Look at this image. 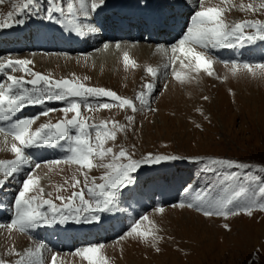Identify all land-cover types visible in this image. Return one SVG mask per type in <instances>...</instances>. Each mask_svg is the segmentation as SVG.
Segmentation results:
<instances>
[{
	"label": "rangeland",
	"instance_id": "374dc122",
	"mask_svg": "<svg viewBox=\"0 0 264 264\" xmlns=\"http://www.w3.org/2000/svg\"><path fill=\"white\" fill-rule=\"evenodd\" d=\"M176 1L179 4L173 1L171 10L178 17L180 15L182 27L176 26L174 23H167L173 25L175 32L179 30L178 33H183L187 24L190 23L192 13L198 10V0ZM106 2L107 0H105ZM22 3L23 0H2L0 2V22L6 21L13 24L12 27L0 28V30L5 29L6 31L2 37L7 35L3 39L6 43L0 42V58L4 60L27 58L32 61L29 67L36 72L49 75L54 79L75 78L87 86L110 89L118 95L128 98H134L146 81L153 80V77L146 72L148 66L158 69L157 92L151 102V107L158 111L151 112L145 109L132 113L130 110H121L115 106L110 109L94 108L89 111L82 105L80 119H87L89 123L97 125L102 121H118L120 125L126 126L123 131L116 130L115 141L108 140L103 145L105 148H113V152L118 153L123 148L133 153L135 159H140L148 153L176 155L181 159L155 165H143L134 174L135 184L126 189L121 196L118 210L102 213L100 222L88 224L89 228L96 227L95 232L97 231V233L92 232L94 231L92 229H83L84 234L78 233V239L73 238L72 242H66L64 239L62 246L58 248L47 243L48 237L44 234L51 236L54 233L52 232L54 225L60 224L59 222L39 226L42 229L43 227L47 229L40 235L34 232L29 235L19 231H8L9 236L12 235L14 240L18 234H22V240L17 246L7 241V244H2L0 259L12 264L17 259L12 254L13 246H15V251L23 252L25 249L34 248L38 242H44L49 251L44 252L43 264H50L54 254L56 255L55 264H88L82 257L74 254V250L87 244L102 243L104 247L101 249L100 255L106 258L107 264H248L249 260H252L253 264H264V212L256 211L252 218L241 215L225 221L219 217L206 218L187 207H171L185 198L186 194L183 190L188 184H192L199 190L209 182L214 184L219 182L218 178L211 173L201 171L202 164L192 162L186 159L187 157L227 158L253 166L264 165V75L253 76L242 67L236 75H233L230 71L231 65L226 67L222 63V61L231 60L248 61L253 64L264 61V46L260 48L262 41H256L248 46L237 45L232 54L228 55L225 52L217 58L214 53L216 49L196 47V51H201L214 61L212 76H208L204 71H192L189 60L183 56L178 58L173 56V59L163 56L162 60L160 59L161 62H164L163 67L162 64L157 63L160 60L153 61L151 55L147 56L149 61H144L145 57L138 46L127 48L126 52H118L115 56H106L105 60L104 58L97 59L92 63L89 57V62L78 63V57L89 53L80 47L72 48L67 38L60 39V42L58 32L62 36L73 37L76 32L69 29L78 25V20L85 16L84 12L96 16L99 13V8L95 11L96 13L91 12L87 9L86 4L85 11H81L79 0H65V13L58 14V19L62 21L58 24L42 19L43 9L47 5L45 0H40L39 14L35 11L27 14L21 13L20 18L24 19L25 23L17 25L13 23V20L8 19L7 14L9 12L15 14L14 6ZM68 3L74 5L71 14L67 12L66 5ZM262 3L264 0H204L203 6L226 9L224 19L229 23H235L243 20L264 21V8L260 7ZM241 4L245 6L244 10L240 8ZM249 4L253 5L256 11L247 10ZM132 7L141 13L143 11L142 0H133ZM168 7L170 8V6ZM106 9L107 7L104 10ZM173 14L169 17L173 18ZM115 15L123 17V15ZM104 18L105 26L107 28L109 26L108 29H103L105 33L107 32L104 36L110 40L108 42L111 44L128 47V44L145 43L152 48H157L171 46L179 40L177 36H163L159 30L153 32V39H145L149 29H156L153 24L145 25V27L136 25L134 30L130 28L125 30L118 27L116 17ZM137 21L140 22V19ZM49 28L54 31V34H50ZM98 30L102 31L100 28ZM134 31H139L136 36ZM24 32L30 34L28 36L30 40L25 38V42L16 38L20 44L12 43V36H19L20 33L23 35ZM46 34L55 36L51 45L47 43ZM109 34L110 37H108ZM35 44L37 45L34 46ZM4 46H6L5 49ZM245 46L248 47L246 51L241 49ZM125 53L129 55L131 61L138 63L137 69L131 66H129L130 69L125 67L123 60ZM51 56H59L60 60L56 63L45 60ZM254 70L257 73L260 71L259 69ZM174 73H180L184 82L178 81L173 76ZM11 74L17 77L24 75L22 71H15ZM2 78L6 79V74ZM25 78L31 79V76ZM165 85H167L166 88ZM205 96L208 97V101L203 99ZM100 100L111 103V98H100ZM87 102L89 101H85V103ZM90 102L93 105L98 103L95 99H90ZM38 106L29 105L25 107L28 110L22 111L21 114L24 117H31L43 111L44 107L58 110L49 113L48 116H40L41 118L32 125L33 129L40 124L55 123L65 118V113L59 111L65 106L63 102L50 101L46 102L45 106L37 108ZM197 108L202 110L203 115L196 111ZM72 115V113H68L67 117L71 118ZM130 115L135 117L132 123L126 120V117ZM204 116H207L208 119L205 120ZM196 124L201 127L197 128ZM108 128L109 131H113L111 125ZM92 139L95 146L94 133H92ZM11 143H13L12 138ZM0 148V160L14 159L13 153L7 152L9 147L0 146ZM1 152L5 154L2 155ZM54 154L55 152L45 158L43 155V158L40 156V159L34 158L35 162H41V167L35 169L33 175L39 178V186L44 190L42 198L52 199L56 204H60L56 197L59 195L67 198L73 191H79L84 187L85 175L89 186H91L93 177L96 178L97 184L102 182L100 177L104 175L105 168L97 166L89 170L80 168L73 163H65L61 159L66 155L65 150L59 147H57V154L53 158ZM54 159H61V163L58 165L43 163ZM110 161V155L103 161L99 158L94 159V163L97 165ZM27 171L28 169L25 167L23 172L0 187V223L4 225L9 223L13 215L10 202L17 193L20 179L27 174ZM76 180H79L80 183L74 188L72 185ZM57 189L60 190L57 191ZM49 193L51 195H48ZM31 194L41 195L38 191ZM160 206H163L164 209L162 213L156 211ZM144 215L149 219L140 221V230H158L157 234L163 237L156 245L161 249L159 253L155 252L150 243H145L141 239L127 236L122 240L118 239L134 221ZM111 217L116 219L113 220ZM108 218H110L109 223L106 221ZM224 223L230 224L231 232L224 230L222 227ZM62 224L67 227L60 236L65 237L68 233V239L75 233V228L71 231L72 227L87 226L72 220ZM100 225L106 232H102ZM257 249H259V253L253 257L252 253Z\"/></svg>",
	"mask_w": 264,
	"mask_h": 264
},
{
	"label": "snow or ice",
	"instance_id": "6c2138e0",
	"mask_svg": "<svg viewBox=\"0 0 264 264\" xmlns=\"http://www.w3.org/2000/svg\"><path fill=\"white\" fill-rule=\"evenodd\" d=\"M2 2V0H0ZM44 15L42 19L49 22L62 23L58 19V14L65 13V0H45ZM80 10L83 11L87 4L91 12L97 11L105 0H79ZM204 0H198V10H195L186 30L175 45L172 52L177 49L185 56L191 57L189 65L192 71H204L208 76H212L213 63L207 55L196 51V47L204 49L233 48L237 45H249L256 41H264V21L243 20L229 23L224 19L226 9L220 7H204ZM15 14L9 12L8 19L13 20L14 24L22 25L24 19L20 18L21 13L35 11L40 12V0H23L20 5H15ZM68 14L72 13L74 5H66ZM264 8V3L260 5ZM241 10L245 9L243 4ZM247 10L256 11L253 5H247ZM87 12L84 15L87 16ZM15 15V18H14ZM13 24L6 21L0 22V28L12 27ZM77 32L82 31L79 25L73 29ZM94 30V29H93ZM185 45H188L185 47ZM105 49L109 47L107 43L103 45ZM120 47L119 44L116 45ZM125 66H135V61H131L127 53L123 57ZM183 64V61L181 62ZM227 67L231 65L230 71L236 75L242 67L253 76L264 75V61L255 64L248 61H222ZM32 61L27 59L4 60L0 58V133L5 137L11 136L13 143L10 150L14 159L0 160V187L4 186L10 179L15 178L27 167V174L19 181V188L13 200L10 202L13 215L7 225L0 223V228L7 227L9 232L19 231L31 235L33 230L41 225H51L54 223H66L69 220L75 223L90 224L100 222L102 213L118 210L121 196L126 189H129L136 182L135 173L143 165H155L165 161H175L181 159L176 155H154L148 153L140 159H135L134 154L121 148L118 153L113 152L111 147H103L108 141H115L116 130L123 131L126 126L120 125L118 121H102L99 125L89 123L87 119H80L82 105L89 111L95 109H110L115 106L121 110H130L132 113L147 109L156 112L158 109L151 107V102L157 92L156 80L158 79V69L148 66L146 72L153 77L152 81H146L141 90L134 98L122 97L115 91L104 88L90 87L73 79H54L49 75L34 71L29 65ZM254 69H259L257 73ZM22 71L23 76L17 77L12 72ZM6 74V79L2 78ZM31 79H26V76ZM74 76V74H73ZM175 78L181 83L184 80L180 73H174ZM165 88L167 85L164 86ZM163 94L162 92L160 93ZM100 98H111V103L101 101ZM90 99L98 101L96 105ZM208 100V97H203ZM60 101L64 107L59 109L65 113V118L55 123H43L33 129L32 125L40 116H48L49 113L58 109L44 107L43 111L31 117L18 115L29 105L45 106L46 102ZM85 101H89L85 103ZM197 112L203 115L201 109ZM72 113L68 118L67 114ZM134 116H127L129 123L134 121ZM207 120L208 117L204 116ZM111 125L113 131H109ZM197 128L201 125L196 124ZM92 133L95 134V146L93 145ZM63 142V143H61ZM49 146L59 147L65 150L66 155L61 158L65 163H73L80 168L92 169L93 167H103L106 169L100 177L101 183H96V178H92L91 186L85 175L84 187L79 191H73L70 197L57 196L56 204L52 199L42 198L43 188L39 186V178L34 176L35 169L41 167V162H33L28 149ZM111 156V161L94 163L95 158L101 161L105 157ZM61 159L45 161L46 164L58 165ZM192 162L202 164V172L211 173L218 178V183L209 182L199 190L192 184L184 188L185 198L178 201L171 207L193 209L206 218L219 217L225 221L231 217L241 215L249 218L253 217L254 212H264V165H251L227 158L213 157H187ZM255 173V174H254ZM80 183L76 180L72 185L74 188ZM218 189V191H217ZM60 189H57L59 191ZM41 195H32L33 192ZM48 195H51L50 193ZM79 201V203H76ZM163 206L156 211L162 213ZM148 216L139 217L129 226V229L118 239L122 240L125 236L141 239L145 243H150L156 253L161 249L156 246L162 236L153 230H140V221H148ZM151 223V221H149ZM225 231L231 232L229 223L222 225ZM102 243L87 244L74 250V254L79 255L88 264H107L105 257L100 255ZM49 251L44 242L36 243L34 248L25 249L23 252L15 251L13 246L12 254L17 259L12 264H43L44 252ZM259 249L252 253L257 256ZM56 255L52 256L50 264H55ZM0 264H10V262L0 259ZM248 264H253L249 260Z\"/></svg>",
	"mask_w": 264,
	"mask_h": 264
},
{
	"label": "bare ground",
	"instance_id": "6f19581e",
	"mask_svg": "<svg viewBox=\"0 0 264 264\" xmlns=\"http://www.w3.org/2000/svg\"><path fill=\"white\" fill-rule=\"evenodd\" d=\"M176 3H178L177 1H175ZM179 4V3H178ZM86 6V5H85ZM105 7L106 6H102V7H100V10H104L105 9ZM75 9H77V7L75 6ZM88 9V8H87ZM85 11V10H84ZM177 12H178V6H177ZM77 13H79V11H78V9H77ZM88 13V12H87ZM96 13V12H95ZM98 16V15H97ZM91 16V14L89 15V13H88V15L87 16H82V18L80 19V20H78V22H77V24L81 27V29H82V31H80V32H77V31H75L76 33H77V37L78 38H75V40L77 41V42H72V43H70L71 44V47L72 48H77V47H80L81 49H83L84 51H87L89 54L88 55H82V56H80V57H78V63H80V62H82V61H88L89 62V57L91 58V62L93 63V62H95L97 59H99V60H101V59H103L104 58V60L106 59L105 57L106 56H115L118 52H120V53H123V52H126V49L127 48H131V47H133V46H138V48H139V50L141 51V52H143V57H145V59H144V61H149L148 60V58H147V56L148 55H151L152 56V60L153 61H155V60H160L163 56H168V57H172V59H173V56L174 57H179V56H183V57H185L180 51H179V49H177V51L175 52V53H173L172 52V46L173 45H175V44H173V45H171V46H168V47H166V46H164V47H157V48H152L151 46H149V45H146L145 43H139V44H137V45H130V44H128V47H126L125 45H120V47L119 48H117L116 47V45L117 44H111V43H109L108 41H110V40H108L107 38H106V36H104V35H106V33H105V31H99L98 29L100 28L99 26H97L96 24V21L97 20H100L101 22H102V24H103V29H108L109 28V26H108V28L105 26V21L106 20H104L105 18H104V16H103V14H101V16ZM124 17V16H123ZM166 19H167V17H166ZM53 23V22H52ZM113 23V22H112ZM172 24V23H171ZM171 24H168L167 23V21H165V28L163 29V33H164V35L163 36H177L179 39L181 38V36L183 35V33L182 32H180V33H178L179 32V30H178V32H175L174 30H175V28H173V25H171ZM154 26H156V24L154 25ZM110 27L111 28H113V26L112 25H110ZM129 27H130V25H129ZM94 29V30H93ZM59 31V30H58ZM157 32L158 30L157 29H154V30H152V29H149V33H147V35L148 36H151L152 38H153V32ZM160 31V30H159ZM26 32V31H25ZM23 33V35L20 33L19 34V36H12L13 37V40H11L12 41V43H18V44H20V42L18 41V40H16V38H19V39H21V40H23V41H25L26 39L27 40H30L29 39V37L28 36H30V34L29 33ZM51 32V31H50ZM161 32V35H162V31H160ZM0 33H1V35H0V42L1 43H3L4 44V42H5V40H3L4 39V37H6V36H4V37H2V35H3V33L4 34H6V31H5V29H1L0 30ZM48 33V32H47ZM105 33V34H104ZM52 34H54V31H52ZM177 34V35H176ZM58 35H59V32H58ZM46 37H48V41H47V43L48 44H50L51 45V43H52V40L53 39H55V36L54 35H47L46 34ZM108 37H110V34H109V36ZM26 38V39H25ZM32 39V38H31ZM60 39H62V38H58V40L60 41ZM63 39H65V38H63ZM162 39H164V38H162ZM10 42V41H9ZM26 42V41H25ZM61 42V41H60ZM6 43V42H5ZM105 43H107L108 45H109V47L107 48V49H105L104 47H103V45ZM31 44H34V43H31ZM37 44H35L34 46H36ZM188 45H185V47H187ZM5 47L6 46H4V49H5ZM97 47H99L98 49H96L95 50V48H97ZM71 48V49H72ZM197 50V49H196ZM12 51H14V50H12ZM15 51H16V49H15ZM86 52V53H87ZM201 52V51H200ZM35 54V53H34ZM39 54V53H38ZM25 55H28V54H25ZM24 55V56H25ZM80 55V54H79ZM153 55H154V58H153ZM35 56V55H34ZM36 57V56H35ZM39 57V56H38ZM49 57V56H48ZM21 58V57H20ZM182 58V57H181ZM187 60H191V57H185ZM24 59H27V58H24ZM143 59V58H142ZM45 60H49V61H52L53 63H56L57 61H59L60 59H59V56H51L50 58H47V59H45ZM63 60V59H62ZM61 60V61H62ZM162 60V59H161ZM161 60L160 61H158L157 63H159V64H162L161 66L163 67V65H164V62H161ZM97 63V62H96ZM158 64V65H159ZM87 66H89V64H87ZM129 66H131V67H133V68H135V69H137V66H139L138 65V63H135V66H132V65H129ZM129 66H125L126 68H128V69H130V67ZM91 67V66H90ZM121 70H122V68H121ZM193 73V72H192ZM195 77H197V75H195V74H193ZM174 76V75H173ZM204 76H205V74H204ZM200 77V76H199ZM202 78V77H201ZM204 78V77H203ZM205 78H206V76H205ZM198 79V78H197ZM197 82H198V80H197ZM204 82V81H203ZM215 82V81H214ZM199 83V82H198ZM185 84V83H184ZM193 84V83H192ZM197 85V84H196ZM200 85V84H199ZM185 86H186V84H185ZM192 86V85H191ZM187 87H188V85H187ZM211 99V98H210ZM208 101V100H207ZM60 106V105H59ZM37 108H39V106L37 107ZM51 108V107H50ZM41 118V117H40ZM39 118V119H40ZM0 123H3V122H0ZM52 123V122H51ZM10 141H11V136H8V137H5V135H4V133H0V146H3V147H5V148H8L9 147V149H7V152H11V150H10V146L9 145H11L10 144ZM1 149V148H0ZM3 150V149H2ZM32 150H33V152H34V156H36V157H38V156H42V155H45L49 150H50V148L49 147H45V146H42V147H36V148H32ZM5 152V151H4ZM4 152H1V154L3 155V154H5ZM12 153V152H11ZM1 155V156H2ZM32 157V161L33 162H35L34 161V158L35 157H33V156H31ZM110 213V212H109ZM112 214V213H111ZM115 216V215H114ZM110 218H108L106 221L109 223V220ZM111 219H113V220H115L116 218L115 217H111ZM71 222V221H70ZM107 222H105V223H107ZM110 223H112V222H110ZM72 224V223H71ZM114 224V223H113ZM5 225H7V224H5ZM84 225H87V226H85V227H80V228H77V227H74L75 228V233L68 239V233H67V236H65L64 237V239H66V242H72V240L71 239H73V238H75V239H78V233H82V234H84L83 232H82V230L83 229H85V230H88V229H92V230H94V231H92V232H95V229H96V227H94V226H91L90 228H89V226H88V224H86V223H84ZM40 227H38V228H36L35 230H33L34 232H36L38 229H39ZM100 229L102 230V232H104L105 230H104V228H102L101 227V225H100ZM8 229H7V227H3V228H0V247H1V245L3 244V245H5V244H7V242H12L13 244H15L16 246L18 245V243L19 242H21V240H22V234H18L17 236H16V238H15V240L13 239V236L11 235V236H9V234H8ZM12 232V231H11ZM99 232V231H98ZM106 232V231H105ZM88 233H89V231H88ZM95 233H97V231L95 232ZM14 235V234H13ZM15 235H16V233H15ZM42 240V239H41ZM7 241V242H6Z\"/></svg>",
	"mask_w": 264,
	"mask_h": 264
}]
</instances>
